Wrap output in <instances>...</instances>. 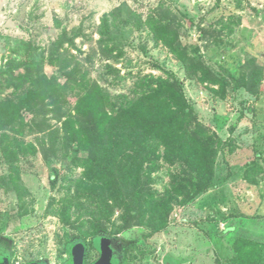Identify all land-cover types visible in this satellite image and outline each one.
I'll return each mask as SVG.
<instances>
[{
    "label": "rangeland",
    "instance_id": "obj_1",
    "mask_svg": "<svg viewBox=\"0 0 264 264\" xmlns=\"http://www.w3.org/2000/svg\"><path fill=\"white\" fill-rule=\"evenodd\" d=\"M161 2L179 18L176 45L226 80L225 98L212 92L217 85L188 79L182 64L155 42L148 29L123 30L110 46L113 58L98 57L105 14L127 5L145 20ZM209 26L211 37L204 39L201 31ZM62 28L72 39L65 48L79 69L112 100L132 96L141 79L170 74L183 82L184 95L198 120L227 144L217 159L213 190L186 205L174 204L162 232L150 234L146 227L137 226L118 231L109 226L97 237V245L88 246L87 264L97 262L103 249L112 264H244V258L237 257L240 240L235 236L258 246L253 264H264V74L257 95L235 89L234 81L248 57L255 58L264 71V0H0V70L29 59L43 62L46 74H55L64 63L51 65L48 52ZM69 100L73 106V96ZM4 133L11 134L0 131V139ZM15 137L25 143L18 165L34 210L11 219L7 212L13 211L16 201L0 192V264L5 259L8 264H68L66 250L77 239L62 224L58 211L67 182L83 170L73 165L72 154L56 159L47 149L46 160L38 145L40 133ZM86 156L85 151L79 153L80 158ZM255 162L257 174L244 180V169ZM174 169L161 164L152 174L151 188L157 194L165 191ZM6 174L8 164L0 145V176ZM230 228L234 232L221 235Z\"/></svg>",
    "mask_w": 264,
    "mask_h": 264
},
{
    "label": "trees",
    "instance_id": "obj_2",
    "mask_svg": "<svg viewBox=\"0 0 264 264\" xmlns=\"http://www.w3.org/2000/svg\"><path fill=\"white\" fill-rule=\"evenodd\" d=\"M132 28L148 29L155 42L182 64L188 79L217 85L212 92L225 98L226 80L176 45L179 18L166 2L159 3L145 20L127 5L105 14L98 57L112 59L110 46L123 30ZM211 32L212 26L204 28L201 37L208 39ZM66 43L72 44V39L62 28L48 52L51 65L64 63L55 74H46L43 62L29 59L0 70V131L11 133L0 139L8 164V174L0 176V192L16 201L13 211L7 212L11 219L33 212V199L18 165L25 143L16 135L42 134L38 145L46 160L47 149L56 159L72 154L71 162L83 171L67 182L58 216L75 233L74 244L83 246L87 264L88 246L97 245V237L109 226L118 231L137 226L146 227L150 234L162 232L174 204L186 205L213 190L217 159L227 144L198 120L182 81L170 74L144 78L136 82L132 96L112 100L99 84L87 79ZM240 68L235 89L257 95L263 68L253 57L246 58ZM5 90L11 92L2 95ZM69 96L75 100L73 106ZM53 121L60 125L53 127ZM81 151L87 153L85 158L79 157ZM161 164L175 169L165 191L157 194L151 188V176ZM257 164L244 169V180L255 177ZM235 237L240 240L238 259L253 264V250L258 246Z\"/></svg>",
    "mask_w": 264,
    "mask_h": 264
},
{
    "label": "water",
    "instance_id": "obj_3",
    "mask_svg": "<svg viewBox=\"0 0 264 264\" xmlns=\"http://www.w3.org/2000/svg\"><path fill=\"white\" fill-rule=\"evenodd\" d=\"M104 250V249H103ZM101 250L102 255L101 258L95 262L94 264H112L110 260V256L105 251ZM70 259L68 264H85L84 263V248L82 245H74L69 250ZM1 264H8L7 260L5 259Z\"/></svg>",
    "mask_w": 264,
    "mask_h": 264
},
{
    "label": "crops",
    "instance_id": "obj_4",
    "mask_svg": "<svg viewBox=\"0 0 264 264\" xmlns=\"http://www.w3.org/2000/svg\"><path fill=\"white\" fill-rule=\"evenodd\" d=\"M233 230V228H230V229H227L224 233L226 234V233H232V232H234V231H232ZM205 235L203 234L202 235V237H204ZM206 237V236H205ZM225 239H228L227 237H225Z\"/></svg>",
    "mask_w": 264,
    "mask_h": 264
},
{
    "label": "flooded vegetation",
    "instance_id": "obj_5",
    "mask_svg": "<svg viewBox=\"0 0 264 264\" xmlns=\"http://www.w3.org/2000/svg\"><path fill=\"white\" fill-rule=\"evenodd\" d=\"M113 263V262H112ZM115 264V263H114Z\"/></svg>",
    "mask_w": 264,
    "mask_h": 264
}]
</instances>
